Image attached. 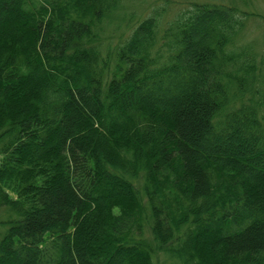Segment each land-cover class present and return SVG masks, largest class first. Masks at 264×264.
<instances>
[{
    "label": "trees",
    "instance_id": "1",
    "mask_svg": "<svg viewBox=\"0 0 264 264\" xmlns=\"http://www.w3.org/2000/svg\"><path fill=\"white\" fill-rule=\"evenodd\" d=\"M121 0H0V264H264V59L194 4L104 54Z\"/></svg>",
    "mask_w": 264,
    "mask_h": 264
},
{
    "label": "rangeland",
    "instance_id": "2",
    "mask_svg": "<svg viewBox=\"0 0 264 264\" xmlns=\"http://www.w3.org/2000/svg\"><path fill=\"white\" fill-rule=\"evenodd\" d=\"M194 4L224 5L236 8L243 26L237 32L227 50L233 53L247 52L257 63L264 59V0H121L119 5L105 16L100 29L103 53L116 49L142 20L156 16L159 35ZM4 215L0 214V219ZM0 230H2L0 228ZM154 264H182L179 258L165 252L155 253Z\"/></svg>",
    "mask_w": 264,
    "mask_h": 264
}]
</instances>
